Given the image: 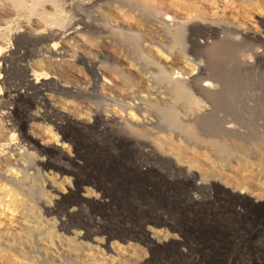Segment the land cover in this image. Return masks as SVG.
<instances>
[{
    "label": "bare ground",
    "instance_id": "1",
    "mask_svg": "<svg viewBox=\"0 0 264 264\" xmlns=\"http://www.w3.org/2000/svg\"><path fill=\"white\" fill-rule=\"evenodd\" d=\"M118 1L0 0V82L12 73L3 66L19 55L12 87L23 102L22 122L34 140L46 126L53 130V155L67 163L60 175L70 178H58L49 204L54 209L67 194L89 198L112 222L100 241L75 233L76 224L66 221L63 231L92 244L58 248L60 236L42 227L26 202L11 199L18 215L12 221L0 198V264H113L137 251L128 236L148 248L141 264H236L240 253L252 257L249 264H264V190H250L254 178L247 173L255 155L230 141L239 134L233 123L219 131L207 125L222 92L210 50L232 31L247 44V70L264 81V27L241 28L223 11L207 18L203 0H120L133 25L116 26L111 14ZM240 1L251 6L259 0ZM110 48L118 57L108 54ZM176 49L190 65L171 66ZM78 64L92 70L84 86L75 76ZM66 96L85 100L84 111L69 108ZM11 127L0 125V136ZM1 180L22 186L23 178L0 167ZM84 182L98 195L82 189ZM26 193L21 187L20 194ZM185 213L186 228L180 219ZM151 219L160 224L149 226Z\"/></svg>",
    "mask_w": 264,
    "mask_h": 264
},
{
    "label": "rangeland",
    "instance_id": "2",
    "mask_svg": "<svg viewBox=\"0 0 264 264\" xmlns=\"http://www.w3.org/2000/svg\"><path fill=\"white\" fill-rule=\"evenodd\" d=\"M187 1L194 5V2L196 3L201 0ZM217 1H201L202 8L204 11L207 10L204 12V14L206 13L205 15H207V18L208 16L209 18H213L214 14L217 12L219 13L216 14L217 16L223 15V12H225L227 13V16L229 15V21L233 22V24L235 23L236 26L245 29H253L257 32L262 31L264 27V0H259L256 5L251 6L243 5L240 0ZM115 4L116 9L113 11V14H111L114 15L112 18H114L115 21L113 22L111 18V24L116 26L133 25L131 19L129 18V13H127L126 9L124 10L122 8V1L119 0ZM119 4H121V6ZM210 10H212V13ZM214 11L215 13L213 14ZM86 17L91 18L92 16L88 14ZM228 32L229 34L224 40V45L222 44L218 48L211 49L207 57L210 64L215 66V69L220 74L222 79V92L216 101L214 116L207 121V125L210 129L219 131L221 130L222 125L224 126L226 123L231 122L236 126V128H238L239 134H237V136L234 139L232 138L230 141H234L242 146L244 145L249 151H251L253 156L255 155L254 160L256 159V163H254L256 165H254V167L252 166V168L249 169L250 171L247 172L254 178V184L250 190H254L256 188L258 189V187L264 190V93L262 95L259 91L261 89L260 86H263L264 81L262 80L263 78H259L261 77L259 76L261 73H254L253 75L247 70V63H249L247 44L231 34L232 31ZM10 36L11 34L6 35L5 40L8 39L9 41ZM86 36V39L90 41V36ZM178 40L179 43H181L182 40L180 38H178ZM153 48L154 53H158V51H160L158 46H154ZM178 48H180V44H178ZM178 51H180V49H176V53ZM108 54L114 58L119 55L117 49L114 48H110L108 50ZM181 54L183 53H180V55L177 53V57L171 61V66L173 68L181 69L191 64V62L185 56L184 58ZM116 60L119 61L118 58ZM12 63L10 62L8 65L6 64L3 66L4 70L7 66L9 71L12 69V73L7 76V78L2 75L3 73H1L3 78L0 82V95H2V98L0 99V125L3 126L10 124L12 125V129H8L0 136V167H8L11 171L19 173L20 176H22L23 181L21 182V186L18 183L10 184L1 180L0 198L3 199V202L8 205L10 210L12 209L13 211H16L17 209L15 208L16 206L12 205L11 199L17 197V199L26 202V205L34 210L39 216L38 219L40 221V225L42 227H46L45 229L48 232L51 229L50 231H53L54 233L57 232L56 234L60 236L58 240L55 241L57 245L59 244L58 248L66 246L77 247L79 245V248L83 247L90 249V244L92 243L89 239L82 241V243L76 242L77 240L72 236L73 234L63 231L61 225L66 221L71 222L74 225L76 224L74 227L75 233L82 232L89 235V237L90 235H93V238L101 241L106 234H108L109 224L112 222L106 218L101 204H98L96 201L89 200V198H79L75 195L71 196L67 194L64 195L63 200H61L58 205L54 207V209L51 207L50 204L53 197L55 198V196H57V193L53 191V186L58 183L59 179L69 180L70 178L67 175H60L61 169L66 167L67 163L65 162V165H61L58 157L54 156L56 154L54 145L57 142L58 136H56V133L53 130L46 126L43 131L44 133L41 136L37 135L39 139L34 140L31 138L32 134L30 131L24 126L22 122L23 119L21 117L23 116V102L19 100L18 97L16 98V93L13 92L12 87L15 81V71L18 70L20 63L19 55L12 61ZM75 72L79 86H84L92 81V70L83 64H78ZM263 75L264 74H262V77ZM259 79H261V81ZM50 93V98H52V101L55 102L57 97L56 92L51 90ZM63 100L69 108L75 112L84 111L83 106L85 105V100L68 96L63 97ZM10 112L12 115L10 114L9 119H5L6 114H9ZM212 132L213 133H210V135L218 139V134L214 131ZM220 139H222V137H219V140ZM4 159L9 162H7V164L3 163ZM3 165L5 166L3 167ZM21 187L27 189V193L25 195L20 194ZM82 189L89 192L91 190L95 196L98 195L96 189H94L89 182H84ZM193 193L191 192V195H194ZM7 194L9 196H7ZM236 195L239 194L237 193ZM235 198L238 199L239 197L236 196ZM185 202L189 204L187 200ZM180 204L177 203V207L180 208ZM129 206L130 210L132 208V204H129ZM12 210L11 214H6V217H8V220L15 221L18 218V215L16 212H12ZM228 211L232 216L233 213H230V210ZM6 212H8V208L6 209ZM243 213L244 212H242V214ZM185 215V217L181 216L180 218L181 220L183 219L181 221V226H184V228H186L187 223L190 224V222L186 220V217L188 218L187 213H185ZM9 216H12V218ZM80 216H82V218ZM75 217L77 218L75 219ZM159 224L160 222L158 223L157 219L149 220V226H156ZM263 233L264 231L262 230V234ZM127 238L130 244L133 246L136 245L132 248L137 251L133 254H125L126 256L124 255L122 257L123 260H117L119 262L115 261L113 264H141L148 248H146V245L141 238H131V236H128ZM64 242L67 244H64ZM173 247L174 246H172L171 249H173ZM136 253L137 256L134 255ZM49 259L50 262H53L56 260V256L52 254V257H49ZM235 259L236 264H242V262L249 264L252 257L250 255H242L240 253L235 255Z\"/></svg>",
    "mask_w": 264,
    "mask_h": 264
}]
</instances>
